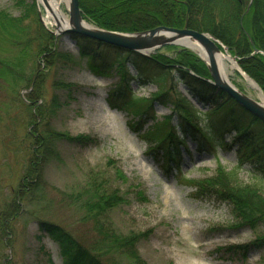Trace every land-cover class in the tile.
<instances>
[{"label": "rangeland", "instance_id": "1", "mask_svg": "<svg viewBox=\"0 0 264 264\" xmlns=\"http://www.w3.org/2000/svg\"><path fill=\"white\" fill-rule=\"evenodd\" d=\"M32 4L41 28L38 32L35 15L30 11ZM59 7L68 19L67 5L62 2ZM0 10L15 18L22 17L20 30L23 32L18 36L0 30L1 64L12 66L14 70V57L18 55L19 46H27L29 53L22 61V76L32 79L34 69L38 68L34 80L42 81L43 97L49 100L55 95L60 100L59 112L51 120L54 131L70 138L89 137L85 143L66 139L54 141L53 155L43 166L44 200L41 204L26 200L19 202L22 211L12 223V233L5 244L0 239L2 258L11 264H64L58 245L39 231L38 220L58 224L86 247H92L95 241L98 243L92 224L82 219L83 213L74 199L84 190L87 180L96 175L106 189L121 192L124 202L108 214V220L118 234L133 233L138 237L136 249L144 264L264 263V246L254 245L264 234V225L254 230L236 226L227 203L215 197H194V189L184 181L209 178L214 175L218 164L226 170L236 168L237 146L229 144L233 134L224 136V147L205 148L177 128L185 140L180 148L179 164L177 168L164 167L158 154L149 151V145L129 127L128 123L134 124L139 117L133 118L126 110L109 105L108 100L113 106L118 104L116 99H111L115 97L113 90L117 76L103 78L92 73L86 59L79 58L78 45L69 34H55L56 16L44 7L41 0H0ZM84 21L94 26L89 20ZM42 30L44 35L50 33L54 37L53 53L37 57L36 48L41 44ZM181 49L192 52L181 45H165L155 51L175 58ZM192 53L204 64L197 54ZM225 53L238 68L229 74L233 86L257 100L258 91L245 81L242 74H246L235 57L227 49ZM129 72L132 76L136 74L132 66H129ZM4 75L0 78V208L17 195L30 150L26 134L30 123L28 100L31 86L28 88L26 81L15 83L10 75ZM58 83L71 84L72 87L68 90ZM129 84L125 96L128 98H150L155 92L151 83L139 87L134 80ZM165 84L174 95L181 96L195 108L201 111L213 109L210 103L198 102L182 84ZM170 114L169 108L154 102L153 115L141 119L140 124L145 123L143 127L146 128ZM198 119L200 127L208 124L206 119ZM171 124H176L175 116L171 117ZM119 173L123 178L118 177ZM237 177L240 182L255 184L264 191V182L249 164L237 167ZM82 193L79 202L85 199L84 191ZM236 246H244L245 250L234 249ZM103 259L106 264L128 263L109 250Z\"/></svg>", "mask_w": 264, "mask_h": 264}, {"label": "trees", "instance_id": "2", "mask_svg": "<svg viewBox=\"0 0 264 264\" xmlns=\"http://www.w3.org/2000/svg\"><path fill=\"white\" fill-rule=\"evenodd\" d=\"M83 19L94 26L115 32L135 33L167 26L182 28L187 19V26L198 32H206L217 39L228 52L235 57L241 70L260 87L264 94V56L253 54L254 48L264 51V0H78ZM30 9V8H29ZM32 9V10H31ZM30 11L34 13L37 32L40 30L39 19L34 4ZM10 16L0 10V30L7 33L23 35L21 19ZM42 30L41 44L38 45L37 57H46L53 53L54 37ZM69 36L78 45L79 58L86 59L88 69L103 78L117 76L113 94L118 104L108 103L112 108L126 110L127 114L139 117L129 122V127L149 145V151L158 154L164 167H178L180 148L185 140L177 132V128L185 136L197 141L201 147L223 146L224 136L233 134L230 145L237 146V167L249 164L259 179L264 182V124L241 108L226 92L216 88L211 82L206 66L190 51L181 49L175 58L158 54H149L117 48L100 43L76 34ZM250 41L253 43L251 45ZM50 45V48L48 47ZM29 49L23 44L19 46L18 55L14 57L12 66L0 62V78L10 75L15 83L26 81L29 92L30 123L26 137L30 150L27 155L25 171L20 179L17 195L0 208V239L3 244L12 233V223L21 213L19 202L24 200L41 204L43 166L53 155L52 145L57 139L85 143L89 137L85 135L70 138L54 131L51 120L61 107L60 100L53 95L46 100L42 94V81L34 80L38 68L34 69L33 78L25 79L21 72L22 61ZM129 66L136 71L135 76L129 72ZM4 68V69H2ZM7 70V71H6ZM6 71V72H4ZM14 72V74L12 73ZM39 73V72H38ZM150 74L148 76L147 74ZM38 78V77H37ZM136 81L139 87L151 83L155 88L150 98L130 96V81ZM157 82V84L155 83ZM165 83H180L198 100L210 103L213 109L201 111L187 100L176 96ZM62 88L71 84L58 83ZM154 102L171 110L161 122H155L146 128L140 120L153 115ZM175 116L176 124H171ZM198 118L206 119L208 124L200 127ZM146 121V120H144ZM154 121V118H153ZM237 167L226 170L217 165L214 175L204 179H187L185 183L194 189V197H215L231 207L235 225L256 229L264 225V191L255 184H244L237 177ZM118 173V170H117ZM118 177L123 178L119 173ZM85 199L79 202L82 192ZM80 194L76 195V206L82 211V219L89 221L98 237V243L91 246L82 245L67 233L61 226L46 220H38V229L47 234L59 247L64 264H106L102 258L107 251H114L127 260V264H144L136 249L138 237L133 233L126 236L118 234L108 220V214L124 202L118 189L108 190L92 175ZM16 199V200H14ZM6 240V241H5ZM2 244V246H3ZM254 245L264 246V234L257 238ZM234 249H244L236 246ZM0 264H11L2 258ZM111 264H118L112 262ZM264 264V263H263Z\"/></svg>", "mask_w": 264, "mask_h": 264}, {"label": "water", "instance_id": "3", "mask_svg": "<svg viewBox=\"0 0 264 264\" xmlns=\"http://www.w3.org/2000/svg\"><path fill=\"white\" fill-rule=\"evenodd\" d=\"M41 2L44 7L50 11L51 14H53L48 4V0H41ZM66 5L68 12V25L61 28L56 20L55 34H76L82 38L113 45L117 48L134 50L140 53L152 52L165 45H181L187 47L186 45L181 44L182 42L185 44H196L203 51L205 59H202L198 53L189 47L187 48L203 60L213 85L226 92L241 108L259 119L264 124V95L262 94L260 88L252 81L260 92V98L255 100L238 90L236 87L229 85L220 77L215 57L222 52L225 53L226 48L210 34L189 29L187 27V21H185L183 28L157 26L149 30L135 33H121L104 30L96 26H92L84 21L79 8L78 0H67ZM250 43L253 46L251 41ZM253 53L264 55L263 51L254 48V46Z\"/></svg>", "mask_w": 264, "mask_h": 264}, {"label": "bare ground", "instance_id": "4", "mask_svg": "<svg viewBox=\"0 0 264 264\" xmlns=\"http://www.w3.org/2000/svg\"><path fill=\"white\" fill-rule=\"evenodd\" d=\"M62 2H64L66 4L67 0H48V4L50 6V9H51L52 13L54 14V16H56L57 22H59L61 24L60 25L61 28H64L68 25V19L64 15V13L60 10L59 6ZM181 44L186 45L187 47H189L190 49H192L193 51L198 53V55L202 59H205V55H204L203 51L196 44H194V43L185 44L184 42H182ZM215 62H216L217 70H218L220 77L223 80H225L229 85L233 86L232 82L229 79V74L232 73L233 70L238 69L235 62L232 60V58H230V56L228 54L223 53V52L215 57ZM242 76L245 79V81L250 85V87H252L256 91H258L256 86L254 85L252 80H250V78L248 76H246L244 74H242ZM259 98H260V92L258 91V99Z\"/></svg>", "mask_w": 264, "mask_h": 264}]
</instances>
